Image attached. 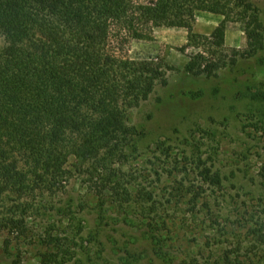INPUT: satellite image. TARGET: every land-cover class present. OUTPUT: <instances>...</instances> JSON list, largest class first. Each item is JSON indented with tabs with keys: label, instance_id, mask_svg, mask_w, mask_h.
I'll list each match as a JSON object with an SVG mask.
<instances>
[{
	"label": "rangeland",
	"instance_id": "obj_1",
	"mask_svg": "<svg viewBox=\"0 0 264 264\" xmlns=\"http://www.w3.org/2000/svg\"><path fill=\"white\" fill-rule=\"evenodd\" d=\"M252 1L264 35V0ZM223 20L197 13L191 39L112 27V54L166 79L127 113L139 133L114 167L129 199L99 197L70 162L56 190L35 193L38 210L14 212L24 227L0 232V264H264V39L249 55L243 24ZM15 199L0 197V213Z\"/></svg>",
	"mask_w": 264,
	"mask_h": 264
},
{
	"label": "trees",
	"instance_id": "obj_2",
	"mask_svg": "<svg viewBox=\"0 0 264 264\" xmlns=\"http://www.w3.org/2000/svg\"><path fill=\"white\" fill-rule=\"evenodd\" d=\"M199 12L240 21L249 55L263 48L252 0H0V197L16 198L0 232L24 227L14 212L38 210L33 196L56 190L70 162L99 197L128 201L130 182L114 167L139 133L127 113L166 79L152 62L112 54V27L136 38L149 25L183 27L191 39Z\"/></svg>",
	"mask_w": 264,
	"mask_h": 264
}]
</instances>
